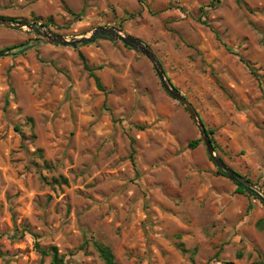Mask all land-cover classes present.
<instances>
[{
  "label": "rangeland",
  "instance_id": "obj_1",
  "mask_svg": "<svg viewBox=\"0 0 264 264\" xmlns=\"http://www.w3.org/2000/svg\"><path fill=\"white\" fill-rule=\"evenodd\" d=\"M212 1L0 0V18L51 20L67 40L97 27L141 39L215 154L264 192V0H242L255 13ZM82 9L79 20L68 13ZM22 43L25 52L0 56V264H50L36 242L66 264H103L92 240L118 264H264V205L216 174L202 141L186 148L199 131L143 55L106 38L72 48L0 25V49ZM80 54L101 67L104 91ZM37 169L68 186L41 182Z\"/></svg>",
  "mask_w": 264,
  "mask_h": 264
},
{
  "label": "water",
  "instance_id": "obj_2",
  "mask_svg": "<svg viewBox=\"0 0 264 264\" xmlns=\"http://www.w3.org/2000/svg\"><path fill=\"white\" fill-rule=\"evenodd\" d=\"M0 25L15 27L17 29L27 28L28 30H36L41 29L43 31V35L49 38L50 43H54L61 46H71L72 48H77L83 44H90L94 42L98 38H106L113 42H120L126 47L133 48L135 51H138L141 55H143L152 65L154 72L163 88V90L173 99L178 101L184 109L187 111L189 117L195 123L197 130L199 131V135L201 141L205 147V150L210 158V160L214 163L218 170L225 173V175L233 182H240L247 186L251 191H253L258 197L261 203L264 205V192L260 190L255 185L244 181L240 175H238L235 171L229 168L223 160L215 154L214 147L212 142L207 134V131L201 122L199 115L193 105L185 98L176 87L170 82V80L166 77L165 71L156 57L155 53L152 49L141 39L125 34L120 30L114 27H97L95 28L88 36L74 38L67 40L63 36L52 33L47 27L42 24L31 23L28 24L25 21H13L11 19H3L0 18Z\"/></svg>",
  "mask_w": 264,
  "mask_h": 264
},
{
  "label": "trees",
  "instance_id": "obj_3",
  "mask_svg": "<svg viewBox=\"0 0 264 264\" xmlns=\"http://www.w3.org/2000/svg\"><path fill=\"white\" fill-rule=\"evenodd\" d=\"M217 2H218V0H214L208 6L214 7V3H217ZM236 3L239 6L244 7L249 13H255V11L250 9L242 0H236ZM200 9L203 10L204 6H202ZM68 13L73 19L79 20L82 17L83 13H84V9H82L78 13H74V12L68 10ZM13 21H15V20L13 19ZM50 21L47 24H42V25L47 27L48 24L50 23ZM203 24L208 25L206 22H203ZM27 48H28V46H27L26 43H22V44H18V45H12V46H7V47H4V48L0 49V56L21 54V53L25 52V50ZM79 58L81 60V63H82V66H83L84 70L87 71L89 76L94 80L96 88L99 91H104V88L102 87L99 78L95 74V72L97 70H100L101 67L100 66L99 67H89L87 62H86V60H85V58H84V56L82 54L79 55ZM6 104H7V101L5 102V105ZM139 128H142V127H139ZM14 130L19 132L20 131V127L15 125L14 126ZM207 133H209V132H207ZM129 140H130V148H131L130 149V154H129V160H130L132 166L134 167V169L136 171L135 172L136 177L138 178L140 175H139V172L136 170V163H135V159H134V153H135L134 141H133V139L131 137L129 138ZM200 142H201L200 139L194 140V141H190V142L187 143L186 148L194 149V148H196L199 145ZM35 154L37 155V157L39 159H43L41 150H36ZM43 164H44L45 167H49V164L46 161H43ZM36 172H37L39 180L41 182L45 183V184H48V185H51V186H59V187L68 186V180L66 178L62 177V176H58L56 178L52 177L49 181H47V179L45 177H43V175L41 174L40 170L37 169ZM216 174L225 176V173H223L220 170H217ZM235 184L237 186L236 187V192L237 193H239V194H245L246 193V194H248L250 196H253L255 199H259V197L253 191H251L247 186H245L244 184H242V183H240L238 181L235 182ZM178 238H180V237L178 236ZM91 244H92L97 256L99 257V259L102 261L103 264H118L115 261L111 250L107 246H105L104 244H102V243H100V242H98L96 240H92ZM179 247H180L182 252H184V253L189 252L187 249L184 248L182 243L179 244ZM35 248L43 257H49L50 258V264H66V262L64 261V256L63 255H59L58 250H57L56 247L41 248L38 245V243L36 242L35 243ZM193 255H194V250L190 252L191 261H192ZM240 256L241 255L238 254L237 258H240ZM225 264H232V263L227 262Z\"/></svg>",
  "mask_w": 264,
  "mask_h": 264
}]
</instances>
